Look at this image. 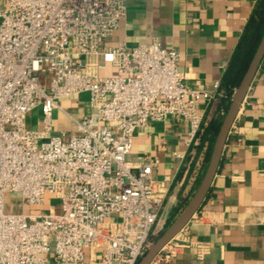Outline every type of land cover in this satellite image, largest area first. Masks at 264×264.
<instances>
[{"label":"built area","instance_id":"1","mask_svg":"<svg viewBox=\"0 0 264 264\" xmlns=\"http://www.w3.org/2000/svg\"><path fill=\"white\" fill-rule=\"evenodd\" d=\"M125 14L122 0H0V264H136L153 242L168 189L157 160L131 156L133 134L173 118L190 151L197 103L215 95L190 88L156 38L107 46ZM81 96L89 112L76 118L60 102ZM55 111L74 129L55 131ZM7 193L24 206L52 195L59 211L5 213ZM181 246L171 239L151 264Z\"/></svg>","mask_w":264,"mask_h":264},{"label":"crops","instance_id":"2","mask_svg":"<svg viewBox=\"0 0 264 264\" xmlns=\"http://www.w3.org/2000/svg\"><path fill=\"white\" fill-rule=\"evenodd\" d=\"M122 1L125 17L106 45L135 46L156 38L162 47L177 50L186 84L215 95L197 103L201 127L213 116L223 118L218 83L257 0ZM63 101L74 105L70 112L76 118L89 112L86 96ZM65 122L61 129H74ZM187 129L169 118L133 134L131 156L158 161L154 179L167 187L169 209L180 196L191 199L207 164L206 147L195 154L197 139L187 150ZM178 154L187 156L181 160ZM174 240L182 246L161 264H264V58L229 130L209 191Z\"/></svg>","mask_w":264,"mask_h":264},{"label":"water","instance_id":"3","mask_svg":"<svg viewBox=\"0 0 264 264\" xmlns=\"http://www.w3.org/2000/svg\"><path fill=\"white\" fill-rule=\"evenodd\" d=\"M262 58H264V34L261 35L243 76L231 94L227 109L214 137L204 173L194 194L175 220L149 245L136 264H151L160 249L182 230L193 214L201 207L216 174L229 130Z\"/></svg>","mask_w":264,"mask_h":264},{"label":"trees","instance_id":"4","mask_svg":"<svg viewBox=\"0 0 264 264\" xmlns=\"http://www.w3.org/2000/svg\"><path fill=\"white\" fill-rule=\"evenodd\" d=\"M262 34H264V0H257L218 83V93L221 95L220 107L224 112L227 109L231 94L243 76ZM221 119L222 115L213 116L206 125L201 127L197 135V143L194 145L195 154L202 152L203 148L206 147L203 165L208 161L212 143ZM200 178L201 175L198 176L195 187L199 184ZM188 200L189 197L180 196L178 198L177 203L168 212L165 227L171 224L175 216L185 207ZM155 238L156 236L153 239ZM150 239L152 240V237Z\"/></svg>","mask_w":264,"mask_h":264},{"label":"rangeland","instance_id":"5","mask_svg":"<svg viewBox=\"0 0 264 264\" xmlns=\"http://www.w3.org/2000/svg\"><path fill=\"white\" fill-rule=\"evenodd\" d=\"M60 104L68 112H70L74 108V105L71 103L69 105H66V103L63 101V102H60ZM70 113L73 114L72 112H70ZM52 116H53L52 122H53V127H54L55 131L60 130L61 127H64L63 124L66 123L65 122L66 119L60 111L53 112ZM39 121H40L39 110L35 109V110H33L27 114L25 124H26L27 128H34L39 124ZM61 125H63V126H61ZM56 202L57 201L52 197V195H46L44 197L43 205H41V206H24L17 194L7 193L4 196L3 210L5 213H19L22 211L35 213V212H45V211H47V209L50 206H54L55 211L58 212L59 207L57 206ZM165 208L166 209L163 208L162 216L160 218L159 223L157 224V226L154 228V230L152 232V235H151L152 240L151 241H154L155 239H157V237L160 235V233L163 232L168 227V226L167 227H165V226H166V222H167V215H168V212L170 211V209L167 207H165ZM181 211L182 210H180V212ZM179 213L175 216V218L179 215ZM175 218H174V220H175ZM155 236H156V238L153 239Z\"/></svg>","mask_w":264,"mask_h":264}]
</instances>
